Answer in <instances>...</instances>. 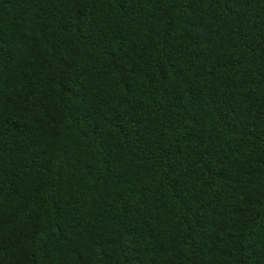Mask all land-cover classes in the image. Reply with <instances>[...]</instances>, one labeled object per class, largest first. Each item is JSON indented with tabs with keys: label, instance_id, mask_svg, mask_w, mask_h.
<instances>
[{
	"label": "trees",
	"instance_id": "obj_1",
	"mask_svg": "<svg viewBox=\"0 0 264 264\" xmlns=\"http://www.w3.org/2000/svg\"><path fill=\"white\" fill-rule=\"evenodd\" d=\"M0 264H264V0H0Z\"/></svg>",
	"mask_w": 264,
	"mask_h": 264
}]
</instances>
